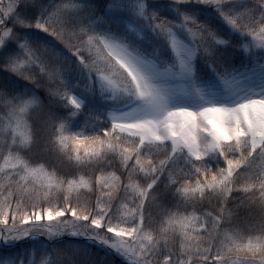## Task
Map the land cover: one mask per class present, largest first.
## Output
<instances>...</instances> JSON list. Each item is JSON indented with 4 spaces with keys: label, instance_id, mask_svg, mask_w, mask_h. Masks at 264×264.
Returning a JSON list of instances; mask_svg holds the SVG:
<instances>
[{
    "label": "snow or ice",
    "instance_id": "obj_1",
    "mask_svg": "<svg viewBox=\"0 0 264 264\" xmlns=\"http://www.w3.org/2000/svg\"><path fill=\"white\" fill-rule=\"evenodd\" d=\"M0 264H264V0H0Z\"/></svg>",
    "mask_w": 264,
    "mask_h": 264
},
{
    "label": "trees",
    "instance_id": "obj_2",
    "mask_svg": "<svg viewBox=\"0 0 264 264\" xmlns=\"http://www.w3.org/2000/svg\"><path fill=\"white\" fill-rule=\"evenodd\" d=\"M69 147H70V148H72V147H73V145H72L71 141L69 142ZM83 148H84V147H81V151H83ZM207 210L211 211V209H210V208H209V209H207ZM101 255H102V254H101Z\"/></svg>",
    "mask_w": 264,
    "mask_h": 264
},
{
    "label": "rangeland",
    "instance_id": "obj_3",
    "mask_svg": "<svg viewBox=\"0 0 264 264\" xmlns=\"http://www.w3.org/2000/svg\"><path fill=\"white\" fill-rule=\"evenodd\" d=\"M8 2V0H6V3ZM81 147H84V146H81Z\"/></svg>",
    "mask_w": 264,
    "mask_h": 264
}]
</instances>
